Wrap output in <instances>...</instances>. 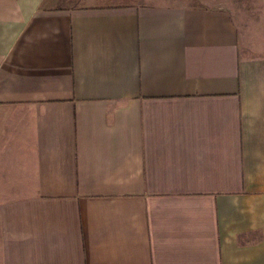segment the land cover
Instances as JSON below:
<instances>
[{
    "label": "crops",
    "instance_id": "1",
    "mask_svg": "<svg viewBox=\"0 0 264 264\" xmlns=\"http://www.w3.org/2000/svg\"><path fill=\"white\" fill-rule=\"evenodd\" d=\"M0 264H264V0H0Z\"/></svg>",
    "mask_w": 264,
    "mask_h": 264
}]
</instances>
